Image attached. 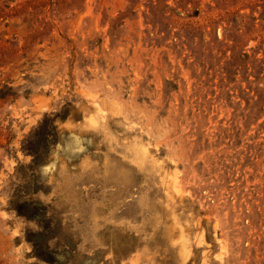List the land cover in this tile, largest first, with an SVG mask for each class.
<instances>
[{"label":"rangeland","instance_id":"obj_1","mask_svg":"<svg viewBox=\"0 0 264 264\" xmlns=\"http://www.w3.org/2000/svg\"><path fill=\"white\" fill-rule=\"evenodd\" d=\"M0 264H264V0H0Z\"/></svg>","mask_w":264,"mask_h":264}]
</instances>
